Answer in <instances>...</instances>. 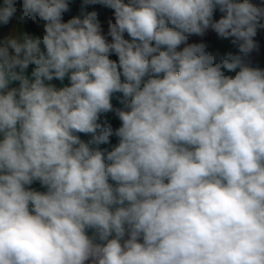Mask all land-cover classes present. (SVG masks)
Instances as JSON below:
<instances>
[{"label":"clouds","instance_id":"obj_1","mask_svg":"<svg viewBox=\"0 0 264 264\" xmlns=\"http://www.w3.org/2000/svg\"><path fill=\"white\" fill-rule=\"evenodd\" d=\"M96 4L114 11L107 35ZM68 10L0 6V24L43 22L0 46V264H264V69L244 62L264 5L83 0L64 22ZM209 29L239 54L188 43ZM113 111L116 129L101 118Z\"/></svg>","mask_w":264,"mask_h":264},{"label":"crops","instance_id":"obj_2","mask_svg":"<svg viewBox=\"0 0 264 264\" xmlns=\"http://www.w3.org/2000/svg\"><path fill=\"white\" fill-rule=\"evenodd\" d=\"M252 2L258 5L264 4V0H252ZM2 5H3V0H0V6ZM86 11H96L98 13V19L101 23L103 33L108 28V21L112 20L114 22V11L102 5H99V4L89 5L87 6ZM222 15L223 13H221L219 9L217 8V10L214 13L213 18L218 20ZM17 16L18 14H15L10 19L9 23L6 25L0 24V46H3L7 39L14 37V36H18L21 31H26L24 28V24L20 23V21L17 19ZM78 16H82V7L79 10ZM42 23L43 22H41L38 25V29L41 32H43ZM125 38H129L126 33H125ZM110 39L111 37H109V40ZM254 40L256 41L258 47L252 52H250L247 56L244 57V62L248 66L253 63H257L259 64L261 69H264V47L262 45V40L264 41V29L258 30L256 37H254ZM199 42L205 43L207 45V50L210 52L219 53L221 55L229 53V52L233 54H239L238 46L232 43L231 38L221 39L211 29H209L203 37L195 36V35L189 37L188 43H199ZM183 46L184 45H181L180 49H182ZM10 52H11V49H10ZM34 67H35L34 65H29L28 69H26L24 72V75L28 76L29 79H32L31 73ZM16 71H19V69L17 68ZM226 74L234 75L235 73H226ZM45 84L52 85L55 88L60 89L68 85L69 81L67 78L63 82L53 79L52 81H45ZM15 87H19V81H13L10 83L9 88H15ZM121 96L122 94L120 93H116L113 95L111 102L113 104L114 109L123 108V105L120 103ZM101 118L106 119L111 124L113 129H116L120 126L121 122L118 116L116 115L115 111L103 114ZM79 135L81 139L84 140L85 142H87L91 138L90 135H86V134H79ZM0 139H2V136H0ZM117 143H118V139L115 136H112L110 138V144L100 145L99 147L101 149L111 150V148L115 146ZM110 183H114V182L110 181ZM29 187L34 190L41 191V192L46 191V188L41 186V184L38 181L34 182ZM93 231L94 230L89 229L87 234L91 236L93 235Z\"/></svg>","mask_w":264,"mask_h":264},{"label":"trees","instance_id":"obj_3","mask_svg":"<svg viewBox=\"0 0 264 264\" xmlns=\"http://www.w3.org/2000/svg\"><path fill=\"white\" fill-rule=\"evenodd\" d=\"M20 3H22V0H17V7H19ZM68 3H69V10L63 14V21L64 22H67L69 19H71L73 17H78L79 10L83 4V0H68ZM24 28L27 32H29L33 35H42V33H43L38 29V24L34 21H31V20L24 23ZM107 32H108V28L106 29L104 34L107 35ZM108 39H109V37H108ZM262 45L264 47V41L263 40H262ZM178 50H180V49H178ZM110 58L111 59H118V57L115 54H113ZM249 66L253 67V68H255V67L260 68L259 64H257V63H253Z\"/></svg>","mask_w":264,"mask_h":264}]
</instances>
